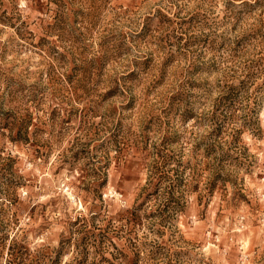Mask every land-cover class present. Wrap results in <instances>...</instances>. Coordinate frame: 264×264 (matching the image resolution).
<instances>
[{
  "label": "clouds",
  "instance_id": "obj_1",
  "mask_svg": "<svg viewBox=\"0 0 264 264\" xmlns=\"http://www.w3.org/2000/svg\"><path fill=\"white\" fill-rule=\"evenodd\" d=\"M259 177L264 0H0V264H264Z\"/></svg>",
  "mask_w": 264,
  "mask_h": 264
},
{
  "label": "rangeland",
  "instance_id": "obj_2",
  "mask_svg": "<svg viewBox=\"0 0 264 264\" xmlns=\"http://www.w3.org/2000/svg\"><path fill=\"white\" fill-rule=\"evenodd\" d=\"M41 40H39V42L41 44H44L47 40H49L50 38L47 36H42L40 37ZM233 99H235V97H233ZM238 102V101H237ZM261 101L259 100H254L253 101V108L250 111V123L255 125L257 123V117H258V111H259V107H260ZM259 178H264V177H259ZM35 209H33L34 211ZM15 215V214H14ZM215 215H217V213H213V216L215 217Z\"/></svg>",
  "mask_w": 264,
  "mask_h": 264
},
{
  "label": "trees",
  "instance_id": "obj_3",
  "mask_svg": "<svg viewBox=\"0 0 264 264\" xmlns=\"http://www.w3.org/2000/svg\"><path fill=\"white\" fill-rule=\"evenodd\" d=\"M39 40H41V38H40ZM21 247H22V246H21Z\"/></svg>",
  "mask_w": 264,
  "mask_h": 264
}]
</instances>
